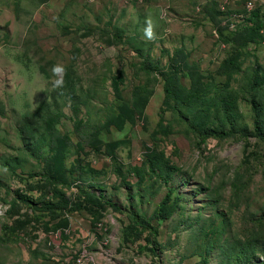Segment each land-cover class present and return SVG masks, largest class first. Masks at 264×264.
I'll list each match as a JSON object with an SVG mask.
<instances>
[{
	"label": "rangeland",
	"instance_id": "1",
	"mask_svg": "<svg viewBox=\"0 0 264 264\" xmlns=\"http://www.w3.org/2000/svg\"><path fill=\"white\" fill-rule=\"evenodd\" d=\"M246 1L0 0V264H264Z\"/></svg>",
	"mask_w": 264,
	"mask_h": 264
},
{
	"label": "trees",
	"instance_id": "2",
	"mask_svg": "<svg viewBox=\"0 0 264 264\" xmlns=\"http://www.w3.org/2000/svg\"><path fill=\"white\" fill-rule=\"evenodd\" d=\"M262 9L258 6L254 11H252L250 18V24L249 27L255 30H261L264 28V13H261ZM230 61V60H229ZM164 81H165V102L164 106L167 109H171L173 111H177L179 109V103H181V100L183 98V93L186 91L185 88L181 85L178 76H176L173 72H170L168 75H164ZM259 109L256 103H254V133L256 136L263 137L260 128H261V121H260V114ZM217 137H223V136H229L230 133H221V134H215ZM208 135L206 134H200L198 137L200 141H204L207 138ZM243 137L249 136L248 133H242ZM154 173H156L155 169H152ZM41 177H44L46 179L45 175L41 174ZM168 182H166L167 184ZM173 193L172 189H168L164 199L159 205L158 208V218L159 223L162 222L167 218V211L169 209V203L171 201V195Z\"/></svg>",
	"mask_w": 264,
	"mask_h": 264
},
{
	"label": "built area",
	"instance_id": "3",
	"mask_svg": "<svg viewBox=\"0 0 264 264\" xmlns=\"http://www.w3.org/2000/svg\"><path fill=\"white\" fill-rule=\"evenodd\" d=\"M88 2H93V0H87ZM259 3H257L256 0H247L245 2V10H246V15L250 16L252 11H254L258 6ZM232 27L234 26V24L231 25ZM101 225V224H99ZM98 225V226H99ZM88 261L87 258V254H85L84 252H81L78 254V256L75 257V259L72 260V262L70 264H86V262Z\"/></svg>",
	"mask_w": 264,
	"mask_h": 264
}]
</instances>
